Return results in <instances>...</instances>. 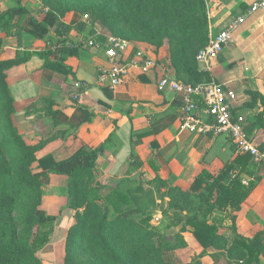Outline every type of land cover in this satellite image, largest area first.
I'll list each match as a JSON object with an SVG mask.
<instances>
[{
  "label": "crops",
  "instance_id": "1",
  "mask_svg": "<svg viewBox=\"0 0 264 264\" xmlns=\"http://www.w3.org/2000/svg\"><path fill=\"white\" fill-rule=\"evenodd\" d=\"M254 1L257 0H205L208 37L219 33L230 21L245 13ZM59 22L50 17L22 21V46H19L16 35L0 34L4 49L2 58H14L18 51L32 53L28 61L9 71L8 79L14 97L16 127L26 141L42 144L36 153V172L47 171L55 162L93 149L99 152L94 175L105 185L115 186L124 179L145 183L147 179L159 178L169 186L190 190L202 171L217 176L228 163L235 162L241 153L230 135H195L180 130L181 99L169 89H158L162 71L154 69L144 73L134 69L115 89L99 82V75L109 66L106 46L110 35L98 22L94 26L86 23L76 27L74 23L61 21L71 26L67 38L76 43L78 54L50 56L47 60L36 54L57 45L62 24ZM91 27L94 34L90 32ZM91 39L99 45L90 46ZM131 41L132 49L123 55L124 59L134 58L139 49H148L152 56L168 66L170 75L185 82L192 80L146 42ZM196 62L200 72L209 73L213 81L235 90L237 98L233 112L245 116L249 135L264 150V120L257 121L264 106L260 101L254 104L253 99L254 92L264 97V11L247 16L234 32L233 41L210 64L209 70L202 71ZM77 81L85 86L76 89ZM77 90L82 93L81 100L74 98ZM240 167H235L232 176L239 173L242 180L247 179L253 185L250 194L239 210L214 212L212 217L223 219L220 233L231 238L234 215L239 234L252 238L261 233L264 244V164L251 159L243 166V171ZM44 177L43 191H46L44 184L47 180L49 186L53 182L58 193L53 197L59 199L55 218L65 209L69 217L63 225L56 222L52 241L41 250H47L49 254L57 242L63 245L66 241L65 235L74 221L75 210L67 207V198L62 193L67 176L50 173ZM165 199L169 201L170 197L165 196ZM158 211L162 213L160 209ZM181 227L176 226V231ZM57 232L60 233L58 236ZM191 232V227H187L184 233L187 247L168 252V260L172 263H187L199 254L200 248ZM63 252L62 246V257ZM213 253L214 250L209 249L202 261L214 264ZM53 256L56 257L54 252Z\"/></svg>",
  "mask_w": 264,
  "mask_h": 264
},
{
  "label": "trees",
  "instance_id": "2",
  "mask_svg": "<svg viewBox=\"0 0 264 264\" xmlns=\"http://www.w3.org/2000/svg\"><path fill=\"white\" fill-rule=\"evenodd\" d=\"M196 4L198 15L194 19V29L191 28V37L182 39L183 49L174 51V61L171 62L192 79L188 82H210L213 81L211 75L200 72L195 55L185 50L188 44L195 45L193 48L199 45L204 47L209 39L205 0H196ZM155 6L160 10L166 9L164 0L158 1ZM4 15L0 11V34H13L12 29H19V25L14 18ZM111 16L97 13L95 19H101L119 37L138 41L147 38L142 33L113 29L112 24L108 23ZM95 19L91 20V26L96 23ZM70 29L71 26L61 24L59 40L54 49H45L36 54L46 60L50 56L57 58L78 54L76 43L67 38ZM90 32L94 34L92 27ZM14 34L19 46H22L20 30ZM3 51V38L0 37V102L4 109L0 115L5 118L0 143V264H43L39 252L52 241L58 219H41L38 212L43 202V176L50 173L67 176L62 193L67 198V207L75 210L74 221L66 237L65 264H174L166 259L165 253L188 246L184 236L187 227H191L200 252L190 262L183 264H203L201 259L211 248L216 263L225 255L229 261L241 259L242 264H262L264 244L261 233L252 238L242 236L237 232L235 216L232 215V235L231 238L226 237L220 233L223 219L212 217L214 212L239 210L250 194L253 185H245L239 173L235 177L231 173L236 166H242L240 171H243V166L248 165L252 159L250 154H239L235 162L228 163L217 176L207 170L202 171L190 190L178 186L166 187L165 191L159 189L163 198L170 197L168 208L173 212L170 223L164 228L161 227L163 221L159 225L152 223L159 208H150L145 200L156 201L157 192L146 189L144 183L132 179L118 181L104 195L107 203L102 205L99 203L101 192L108 185L97 181L94 175L99 154L97 150L90 149L55 162L45 174L36 172V153L42 144L26 141L16 127L13 117L14 97L10 93L8 79L9 71L28 61L32 53L27 50L18 51L16 57L4 59ZM253 99L254 104L260 101L264 106V97L260 93L254 92ZM262 120L264 111L257 117L258 122ZM3 150L7 151L6 155ZM159 181L166 184L159 178L152 180V183ZM194 198L198 199L195 207L192 201ZM20 203H24L22 228L14 215ZM110 209L116 213L113 218H110ZM137 211L145 216L137 219L134 216ZM179 225L182 226L180 230L168 231Z\"/></svg>",
  "mask_w": 264,
  "mask_h": 264
},
{
  "label": "rangeland",
  "instance_id": "3",
  "mask_svg": "<svg viewBox=\"0 0 264 264\" xmlns=\"http://www.w3.org/2000/svg\"><path fill=\"white\" fill-rule=\"evenodd\" d=\"M158 1L161 0H0V11L3 12L5 14L4 16L6 17L11 16L15 19L14 21L18 23L19 29L13 28V34L20 30V23H22V21L27 22L34 18L39 20L40 18L46 19L50 17L51 19L60 21L59 23L64 24V22L61 21H67L74 23L76 27H79L80 25L90 23L91 20L97 17V13L103 16L112 15L110 18H108V23L112 24L113 29L121 30L123 32H136L147 35V38L142 42H146L154 51L162 54L163 57L173 60L174 51L177 52L183 49L182 39L186 36H188V38L191 37V28L194 29V19L198 15L196 0H164V4L166 5V9L164 10H160V8L155 6ZM104 10L110 12V14H106ZM95 20L105 27L110 36H117L108 25L102 22L101 19ZM185 41L184 44L186 46L187 43H185ZM193 46L195 45L188 44L185 50L187 49L188 54H194L196 58L197 53L202 48V46L199 45L194 48ZM0 111L4 112L1 102ZM4 124L5 118L0 115V143L3 139V133L1 130L4 128ZM3 154L6 155L7 151L3 150ZM8 154L10 155V152H8ZM37 173L45 174L46 171H40ZM44 176L43 178H45ZM45 180L46 179H44V181ZM45 183L46 184H44V186L46 191H43V197H46L43 198L44 202H42L38 212L41 216V219H54L56 216H58L56 213L58 212L57 209L59 207V199L56 198L54 200L53 197H56L58 193H56V189L54 186H52L54 185L53 182L50 183L51 186H49V182L47 180ZM145 183H147L145 186L146 189H152L157 192L156 201L152 200L149 202L150 200H145L147 202L146 204H148L150 208L157 207L162 211L165 209L167 212L161 213L158 211L159 209H157L154 214V217L156 215L160 217V223L163 221V225L161 227L164 228L168 223H170L173 212L172 209L168 208L169 201L163 198L162 194L159 192V189L161 191L163 186H170L167 183L161 184L160 181L152 183V180L150 179H147ZM112 187L113 185H108L105 191L101 192L102 197L99 199L100 204L105 205L107 203L104 195H106L109 189ZM192 201L193 204L197 206L198 199L194 198ZM23 204L24 203H20L14 212L16 222L20 228H22L24 224ZM188 212L191 213L190 211ZM109 215L110 218H113L116 213L113 209H110ZM134 216L138 219L140 217H144L145 214L137 211ZM68 218V210L65 209L64 212L62 211L59 215L57 224H65ZM160 223L153 224L159 225ZM173 230H176L175 226L171 227L168 231L170 232ZM59 234L60 233L57 232V236ZM66 237L67 235H65V239ZM57 240L59 241V237ZM62 246L64 247L63 257L61 254ZM46 251H44L45 253L43 251L39 252V256L42 259L43 264H65L66 241L63 242V245L59 242L54 245L53 252L56 256L55 258L53 256V252L48 254ZM168 252L165 253L167 260ZM202 263L205 264L203 261ZM242 263L241 259L237 261H229L225 255L222 256L217 263L214 260V264Z\"/></svg>",
  "mask_w": 264,
  "mask_h": 264
},
{
  "label": "built area",
  "instance_id": "4",
  "mask_svg": "<svg viewBox=\"0 0 264 264\" xmlns=\"http://www.w3.org/2000/svg\"><path fill=\"white\" fill-rule=\"evenodd\" d=\"M259 10L264 11V0H257L241 16L230 23L217 34L210 35L208 43L201 48L196 60L207 71L210 64L218 58L220 53L233 41L234 32L246 21L248 15ZM106 46V56L109 66L102 71L98 80L112 89L122 84L134 69L141 72H150L157 69L161 72L158 82L160 91L171 90L180 96V130L188 131L195 135L228 134L240 153L250 154L253 161L264 164V150L252 139L246 129L244 115H235L233 103L237 98L234 89L225 84L210 81L190 83L177 79L169 74L168 66L152 56L148 49H139L134 58H123L130 49L132 41L119 36H109ZM90 46H98L94 39L89 40ZM85 83L75 82L76 89H82ZM82 93L76 91L75 99L81 100ZM242 182L248 185L247 179ZM160 217L156 215L153 223H160ZM243 260H241V263Z\"/></svg>",
  "mask_w": 264,
  "mask_h": 264
}]
</instances>
